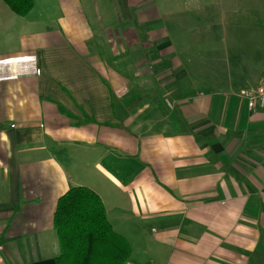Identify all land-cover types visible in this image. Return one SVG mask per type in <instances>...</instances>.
I'll return each mask as SVG.
<instances>
[{
	"label": "crops",
	"instance_id": "1",
	"mask_svg": "<svg viewBox=\"0 0 264 264\" xmlns=\"http://www.w3.org/2000/svg\"><path fill=\"white\" fill-rule=\"evenodd\" d=\"M34 1L4 21L0 0V264H54L57 203L77 187L127 264H264V109L241 96L264 40L233 61L226 20H264L259 0L220 1L213 59L171 39L155 0Z\"/></svg>",
	"mask_w": 264,
	"mask_h": 264
},
{
	"label": "trees",
	"instance_id": "2",
	"mask_svg": "<svg viewBox=\"0 0 264 264\" xmlns=\"http://www.w3.org/2000/svg\"><path fill=\"white\" fill-rule=\"evenodd\" d=\"M16 16L24 18L34 0H1ZM62 114L70 115L60 106ZM59 256L54 264H127L128 241L117 234L107 219L101 198L86 187L71 188L59 199L54 215Z\"/></svg>",
	"mask_w": 264,
	"mask_h": 264
},
{
	"label": "rangeland",
	"instance_id": "3",
	"mask_svg": "<svg viewBox=\"0 0 264 264\" xmlns=\"http://www.w3.org/2000/svg\"><path fill=\"white\" fill-rule=\"evenodd\" d=\"M88 1L89 0H85V7H87ZM220 1L221 0H155L154 4H157L158 7L160 6L164 14V25H167L169 29L178 27L176 30H172L171 39L173 38L175 41L178 39L180 43L186 40L187 42L190 41V43L195 45V54L199 53L204 58L213 59L221 56V23L224 22V20L220 17ZM232 1L233 0H222V2L228 6L231 5ZM99 2L104 6L106 0H99ZM37 3L40 4V0H37ZM3 4L1 6L6 14H8L4 16L5 13H3V11L1 12L3 14V20L9 21L15 20L14 18L17 19V17L7 9L6 5ZM110 10V13H112V5L110 6ZM261 10L264 11V0H259V12H262ZM228 16L229 18H226V20H228L229 23V49L231 45L233 47V49L229 51V58L233 61L236 60V50L239 58H244V55H247L248 58L252 57V54H254L253 47L259 43L256 36L264 40V20L262 17L255 19L254 16H250L248 19L241 17L237 20L231 18L232 15L230 13H228ZM112 18H114V15H112ZM132 19L135 22L134 18ZM143 23H146V20ZM236 23L238 27L231 30L230 25L235 27ZM255 26H258V28ZM117 30H120V28H117Z\"/></svg>",
	"mask_w": 264,
	"mask_h": 264
},
{
	"label": "built area",
	"instance_id": "4",
	"mask_svg": "<svg viewBox=\"0 0 264 264\" xmlns=\"http://www.w3.org/2000/svg\"><path fill=\"white\" fill-rule=\"evenodd\" d=\"M241 96L247 102L250 112L255 113L258 109H264V75L255 87L244 91Z\"/></svg>",
	"mask_w": 264,
	"mask_h": 264
}]
</instances>
